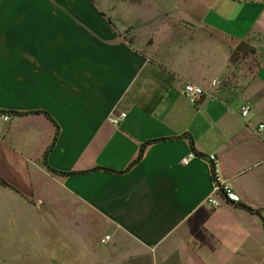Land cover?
<instances>
[{
	"label": "crops",
	"instance_id": "0c3cea01",
	"mask_svg": "<svg viewBox=\"0 0 264 264\" xmlns=\"http://www.w3.org/2000/svg\"><path fill=\"white\" fill-rule=\"evenodd\" d=\"M248 41L264 58V0H0V227L38 216L45 192L100 220L78 264H262L244 206L264 209V62L238 92L226 81ZM188 84L211 95L193 105ZM31 112L60 127L49 166L75 174L46 168L56 128ZM148 142L125 173L96 170L125 171ZM211 155L240 202L214 192Z\"/></svg>",
	"mask_w": 264,
	"mask_h": 264
},
{
	"label": "rangeland",
	"instance_id": "374dc122",
	"mask_svg": "<svg viewBox=\"0 0 264 264\" xmlns=\"http://www.w3.org/2000/svg\"><path fill=\"white\" fill-rule=\"evenodd\" d=\"M246 44L248 55L231 63L226 77L227 86L237 92L264 62L256 51L250 52V48H254L251 42ZM260 45L264 48V42ZM48 187L50 190V182ZM44 195L41 203L33 202L38 216L35 207L22 206V214L17 217L18 227H0V264H68L69 261L78 264L79 254L93 258L95 244L103 235L98 226L99 218L94 214L80 216L79 210L84 208L74 199L40 194Z\"/></svg>",
	"mask_w": 264,
	"mask_h": 264
},
{
	"label": "built area",
	"instance_id": "2783aa9c",
	"mask_svg": "<svg viewBox=\"0 0 264 264\" xmlns=\"http://www.w3.org/2000/svg\"><path fill=\"white\" fill-rule=\"evenodd\" d=\"M216 84H217L216 82H213V87H215ZM184 95L190 101V103H192L193 105H197L200 98L206 95H211V94H209L206 89L200 86H197L194 84H188L184 88ZM251 110H252V106L250 104H245L240 110V116L242 118H246L250 114ZM125 117H126V114L122 113L119 118L111 117L110 122H112L113 124H118L120 119H123ZM3 119L5 121H9L10 116L4 115ZM260 129L262 130L263 126H261ZM192 156H195V155H192ZM209 161L212 164V171H213L214 180H215L214 192L222 194V196L229 202H236V203L240 202V197L236 193H234L232 189L227 185V183L223 181L218 175L217 157L215 155H211L209 157ZM183 163L187 165L189 163V159H185ZM208 203L214 206L215 208H219L221 206L220 202L214 196H210V198H208ZM109 239L110 237L107 236L105 238V241Z\"/></svg>",
	"mask_w": 264,
	"mask_h": 264
},
{
	"label": "trees",
	"instance_id": "16d2710c",
	"mask_svg": "<svg viewBox=\"0 0 264 264\" xmlns=\"http://www.w3.org/2000/svg\"><path fill=\"white\" fill-rule=\"evenodd\" d=\"M247 42H242L237 48L235 51L232 52V55H231V63H235L236 61H239L241 59H243L246 55H248L249 51L246 50V44ZM250 52L251 53H255V49L254 48H250ZM4 113H7L5 112L4 110H1L0 109V114H4ZM37 113H42L44 114L51 122H53V124L55 125V128H56V132H55V136L53 138V141L51 143V145L48 147V149L46 150L45 154H44V164L46 166V168L52 172V173H58L62 176H67V175H72V174H75V173H65V172H58V171H55L54 169H52L49 164H48V156L50 154V152L53 150L54 146L56 145V142L58 140V137H59V134H60V127L58 126V124L54 121V119L52 118V116L47 113V112H31V114H37ZM11 114H15V115H20V113L16 112V113H11ZM23 114V113H21ZM25 114H29V113H24L23 115ZM189 139V143H190V146L191 148L193 149L194 152H196V147H195V143L193 141L192 138H188ZM152 142H155V141H152ZM151 143V142H148L146 144H144L140 151H139V154L138 156L136 157V159L130 164V166L125 170V171H115V170H111V169H106V168H98L96 170H105L107 172H110V173H117V174H122V173H125L126 171L130 170L132 167H134L137 163H139L143 156H144V152L146 150V147L147 145ZM245 209H247L248 211L258 215L259 217H261V219L263 220L264 222V218L262 216V213L264 212V209L263 210H254L252 208H249L247 206H244Z\"/></svg>",
	"mask_w": 264,
	"mask_h": 264
}]
</instances>
